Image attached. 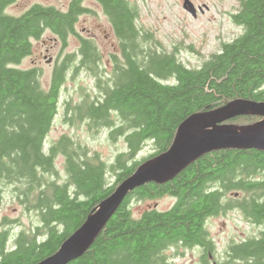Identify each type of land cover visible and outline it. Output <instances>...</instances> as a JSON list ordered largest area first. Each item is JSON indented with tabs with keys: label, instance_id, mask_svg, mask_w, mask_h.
I'll return each mask as SVG.
<instances>
[{
	"label": "trees",
	"instance_id": "obj_1",
	"mask_svg": "<svg viewBox=\"0 0 264 264\" xmlns=\"http://www.w3.org/2000/svg\"><path fill=\"white\" fill-rule=\"evenodd\" d=\"M14 1L0 0V204L3 187L10 185L26 209L36 212L39 223L32 231H20L10 246L9 230L0 229V264H34L53 254L140 163L168 149L178 125L190 114L235 98L264 101V0L238 1L232 19L242 32L199 67L186 66L175 46L166 50L151 31L139 28L138 9L130 0H96L119 53L105 72L95 42L78 35L75 68L95 79L98 94L85 95L71 108L70 118L108 127L111 138H123L125 150L107 164L97 153L86 155L67 135L46 148L67 60L56 65L47 89L36 67L16 65L31 54L32 40L45 30L65 45L68 35L78 34L79 15L89 10L83 0H71L65 10L34 3L17 16L5 11ZM259 118L243 115L226 122L249 124ZM147 143L152 152L135 159ZM59 154L67 175L61 183L48 178L57 175ZM109 169L115 175L112 183L106 179ZM164 195L174 198L170 208L132 215V200ZM229 208L239 210L246 222L264 226L263 151L215 150L166 182L136 187L86 251L67 264H171L165 249L179 244L202 247L205 260L213 244L207 219ZM226 254L228 264H264V227L258 235L230 244Z\"/></svg>",
	"mask_w": 264,
	"mask_h": 264
},
{
	"label": "rangeland",
	"instance_id": "obj_2",
	"mask_svg": "<svg viewBox=\"0 0 264 264\" xmlns=\"http://www.w3.org/2000/svg\"><path fill=\"white\" fill-rule=\"evenodd\" d=\"M71 0H15L5 11L12 15L22 14L34 3L54 6L65 10ZM138 9L137 25L151 33L162 43L166 50L175 46L179 59L188 67H199L211 53L217 52L223 42H228L242 32V26L236 24L232 14L237 10L239 0H189L195 8L192 15L183 7L184 0H130ZM82 5L88 12L79 15L75 30L78 33L68 35L66 44L51 31L45 30L39 39L32 40V52L16 66L22 69L36 67L40 74V82L47 89L50 84L53 69L67 60L65 81L61 88L57 105V114L47 135L45 147L67 135L73 143L85 149L86 155L97 153L110 164L114 156L125 150L122 137L114 139L109 136V128L105 126H90L86 119H72L71 108L77 105L85 95L95 97L98 88L95 79L85 70L78 68L79 36L91 38L101 55V67L110 72L113 56L119 53L108 18L103 13L96 0H84ZM68 55H71L67 58ZM50 59V62L48 60ZM74 60V61H72ZM152 152L151 143L144 145L135 156L141 159ZM57 175L48 176L61 183L67 179L64 169V158L61 154L55 160ZM108 183L115 179L109 169L106 174ZM12 186L3 187V199L0 204V229L7 228L10 233L9 246L20 231H32L39 223V218L33 210L26 206L12 193ZM233 194V193H229ZM174 198L168 195L151 200H132L130 208L134 217L150 208L166 210L172 206ZM264 226L252 225L246 222L239 210L229 208L207 219L206 229L212 239V247L203 260V248L200 246L186 247L170 246L165 249V255L171 264H217L226 263L228 246L248 237L258 235ZM235 264H242L236 261Z\"/></svg>",
	"mask_w": 264,
	"mask_h": 264
},
{
	"label": "water",
	"instance_id": "obj_3",
	"mask_svg": "<svg viewBox=\"0 0 264 264\" xmlns=\"http://www.w3.org/2000/svg\"><path fill=\"white\" fill-rule=\"evenodd\" d=\"M183 7L195 15V8L189 0H184ZM243 115L260 118L249 124L226 122ZM229 148L264 152V101L235 98L221 106L187 116L178 125L167 150L140 163L99 202L53 254L34 264H67L80 257L133 189L148 182H166L200 156ZM211 264L217 263L212 261Z\"/></svg>",
	"mask_w": 264,
	"mask_h": 264
},
{
	"label": "flooded vegetation",
	"instance_id": "obj_4",
	"mask_svg": "<svg viewBox=\"0 0 264 264\" xmlns=\"http://www.w3.org/2000/svg\"><path fill=\"white\" fill-rule=\"evenodd\" d=\"M84 1V0H83ZM103 11V10H102ZM48 62H50V59L48 60ZM54 70V69H53Z\"/></svg>",
	"mask_w": 264,
	"mask_h": 264
}]
</instances>
